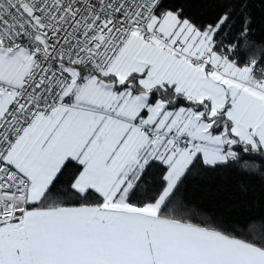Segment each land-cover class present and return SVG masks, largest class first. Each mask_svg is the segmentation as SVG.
<instances>
[{"label":"snow or ice","instance_id":"1","mask_svg":"<svg viewBox=\"0 0 264 264\" xmlns=\"http://www.w3.org/2000/svg\"><path fill=\"white\" fill-rule=\"evenodd\" d=\"M261 207L264 0H0V264H264Z\"/></svg>","mask_w":264,"mask_h":264},{"label":"trees","instance_id":"2","mask_svg":"<svg viewBox=\"0 0 264 264\" xmlns=\"http://www.w3.org/2000/svg\"><path fill=\"white\" fill-rule=\"evenodd\" d=\"M241 180H244L245 182H247L251 186V189L254 190L255 194L259 196L261 189H262V185L258 179L248 178V177H237V176L230 175L227 178V180L224 181L223 183L226 184L227 186L234 188L238 184V182ZM250 196H251V191H250ZM254 210L264 211V207H261L260 209H254Z\"/></svg>","mask_w":264,"mask_h":264}]
</instances>
